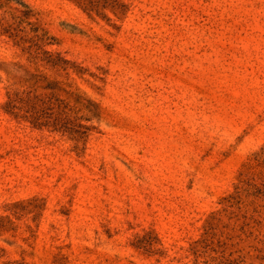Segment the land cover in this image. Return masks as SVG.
<instances>
[{"label": "rangeland", "instance_id": "374dc122", "mask_svg": "<svg viewBox=\"0 0 264 264\" xmlns=\"http://www.w3.org/2000/svg\"><path fill=\"white\" fill-rule=\"evenodd\" d=\"M0 264H264V0H0Z\"/></svg>", "mask_w": 264, "mask_h": 264}, {"label": "trees", "instance_id": "16d2710c", "mask_svg": "<svg viewBox=\"0 0 264 264\" xmlns=\"http://www.w3.org/2000/svg\"><path fill=\"white\" fill-rule=\"evenodd\" d=\"M10 108H14L15 106L10 103ZM32 109H34L33 105H30V111H32ZM34 119H38V117H34ZM72 123L71 120H69L67 117L63 116H57L54 120H53V124L54 125H59V127H61L63 130H71V126H69V124Z\"/></svg>", "mask_w": 264, "mask_h": 264}]
</instances>
